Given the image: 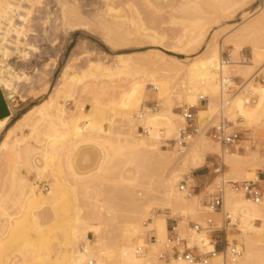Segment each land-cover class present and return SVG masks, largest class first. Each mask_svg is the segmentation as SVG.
<instances>
[{
  "label": "bare ground",
  "instance_id": "bare-ground-1",
  "mask_svg": "<svg viewBox=\"0 0 264 264\" xmlns=\"http://www.w3.org/2000/svg\"><path fill=\"white\" fill-rule=\"evenodd\" d=\"M103 1L105 7L101 10L105 12L103 14L97 12L98 17L95 16L99 25L117 30L125 35L135 34L136 38L141 37L142 33L148 34L147 31L151 29V26L148 27L141 23L144 25H138L139 28L136 26L137 28H133L134 30L131 29L130 23L129 27L125 21L119 22L122 19H119L117 11L120 10L112 7L111 4L114 0ZM128 1L124 0L123 2L126 5ZM142 1L145 3V8L150 9L149 12H157L162 8L161 4L165 3L163 2L165 0ZM169 1L171 0H168L167 6L171 7ZM188 1H177L181 3L172 5L171 9L174 11L182 9ZM223 1L231 2L235 6L236 3H243L245 0ZM55 4H57V8L52 9ZM55 4L51 10L45 11L47 3L44 0H0V101L6 107V113L0 116V133L4 132L0 138V159L2 156H6L8 159L12 158L6 167L5 159H1L3 161H1L0 171H3V175L6 176L5 174L11 168L12 170L8 171V175L11 172V176L7 175L8 178H11H5V181L8 184L12 182L16 187L12 198V205L15 208L13 212H9L0 202V264H92L94 261L95 264H143L149 259L150 251L153 253L152 251L159 249L166 237L167 217L164 210L166 208L174 210L179 205L193 201L197 196L195 194L193 198L185 199L178 195L181 191L176 190L174 185L177 172H191L203 166L206 163L207 149L210 153L217 154V143L211 142L205 136L202 139L207 141V145L201 141L194 143L198 136L183 151H177L174 148L173 151H170L160 147L159 127L164 129L165 138H171L176 135L178 127L182 123L178 112L171 108L172 99L170 100L171 97L169 98L167 92L170 88L171 75L166 73V70H169L168 66L173 62L164 58L162 53H156L159 60L164 61L158 66V70L147 71L139 79L133 77L126 83L116 84L120 87L118 91L115 90V84H112L111 81L120 79L122 73L130 72L131 55L129 52L116 53L113 63L89 59L86 68L79 71H74L71 69V64L66 63L62 70V79L56 85L54 95H46L43 102L40 100L33 104L12 121L19 109L27 103L26 96L23 97L20 94L19 83L22 80H29L23 87H21L22 84L20 87L22 90L25 88L32 93V90H35V85L32 83L33 79L30 78L31 74L39 71L40 75L44 77L47 72L46 68L49 62L46 60L42 63L41 71L38 69V64H40L38 61H40L42 53L41 43L38 41H43V25L48 21L51 11L58 10L63 22L66 21L72 25L82 22L81 20L84 19V11L74 0H56ZM262 6L261 8H264ZM109 11L112 13L108 14ZM150 16L153 19V14ZM158 19L154 18L149 23L153 24L156 20L157 22L154 23L165 25V21L167 22V19L161 21ZM183 25L182 29L185 31H177L174 36L177 46L188 44L196 37H204L207 23L193 20L192 26L191 24L188 26L186 22ZM186 25L192 27L188 28V33L186 32L187 28L185 29ZM51 27L55 30L54 23L51 24ZM142 30L146 32H142ZM184 38H188V40L184 42ZM237 41L231 37L226 39L213 37L207 44L204 53L185 66L190 76L185 99L192 105H198L199 118L203 119L207 115L213 114L217 105H215L216 102L213 103L215 100L211 101V99H214L215 96L217 99V95L221 91L219 76L222 74L230 81L231 78L227 76L228 69L236 67L234 73L241 75L243 82L238 85V90L235 93L228 96L223 95L225 97L222 102H224L227 117L234 120L233 122H240L244 130L253 135L258 129H264V46L254 47L252 57L248 60L230 58L232 61L222 63L223 44L233 48ZM52 42L54 43V40ZM85 52L84 50L83 54ZM232 54L235 56L236 52L233 50ZM57 64L56 60H52L49 65L52 67L50 69L54 71ZM254 67L256 69L251 74ZM161 69L163 71H160ZM255 72L262 74L261 81L255 80ZM76 81L81 85V91L90 93L86 104H82L81 99L72 97ZM148 82L155 86V91H151L147 87ZM248 90L255 94L254 102H249L243 95ZM34 93L35 91L33 95ZM199 94L209 96L212 103L196 104L199 102ZM66 97H72L74 100L72 102L82 110L85 129L95 126L100 128L101 133L92 136L89 131L78 129L79 127L75 125L74 115L67 111L66 100L63 99ZM179 97L181 99V96ZM144 100H155L156 104L161 107L158 109V107L141 105ZM162 100L164 103H160ZM162 104H165L167 110H162L164 106ZM117 115L126 125L125 127L113 128ZM136 123L146 127V132L138 133L135 130ZM81 145L83 146L81 147ZM122 147L124 148L123 152L134 154L147 161V170L143 175L149 177L148 184L158 183L162 212L159 211L157 215L152 214V219L146 223L142 210L127 211L123 214L125 218L121 220L122 224L120 222L118 225L119 231L112 235L107 221L115 216V212L103 202L101 198L103 190L101 189V192L99 188V191L97 190L94 195L85 190V193L88 194L84 201L89 203L96 201L98 209L93 214L87 212V215H84V208L78 202V200L80 201V198L78 199L80 196L77 197L79 191L77 192L74 186L77 184L76 181L82 184L90 174L78 177L72 163L69 162L68 168L71 171L74 169L72 173L76 183L67 184L60 178L58 159L60 156L71 158V155L73 156L75 152L82 149H84L83 157L85 158L88 157V154L85 153L87 148L88 150L89 148L96 149L99 154L95 165L97 169L91 174L102 176L109 173L114 167L111 164L112 154L120 153ZM88 150L87 152L93 151ZM173 153L178 156L175 158ZM93 156L95 155L93 154ZM39 157L40 164H38ZM221 157L224 167L237 177H239V169L243 168L245 164L254 166V164L258 165V162H264L257 154L246 157L245 154L238 151H223ZM16 167L20 170L17 174H15ZM130 171L118 174L117 178L121 185H123L122 182L138 177L137 167L135 171ZM9 185L8 187L11 186ZM143 190L145 196L149 194L147 188L144 187ZM131 191L132 199L138 204L142 203L144 195L135 193V189ZM224 202L230 209L237 210L241 214L240 235L244 243L242 247V244H238L235 238L230 237L232 233L228 234V238L234 239L238 247H241L238 259L228 264L264 262V235H262L264 233V198L255 202L241 191L228 190ZM225 211L230 218L228 225L236 226V217L233 216L232 211L226 209ZM43 219L44 221L48 220L47 224H45L46 222L42 223ZM1 220L3 221L1 222ZM257 221L258 225L255 224ZM151 229L156 236L155 242L150 241L149 234H147V231ZM85 234L95 235V241L91 243L90 240L85 239L83 243L77 244L75 240L77 236ZM193 239L199 243H206L204 242L205 234H198ZM12 250L19 251L23 255L22 260L11 261V255L15 253Z\"/></svg>",
  "mask_w": 264,
  "mask_h": 264
},
{
  "label": "rangeland",
  "instance_id": "rangeland-1",
  "mask_svg": "<svg viewBox=\"0 0 264 264\" xmlns=\"http://www.w3.org/2000/svg\"><path fill=\"white\" fill-rule=\"evenodd\" d=\"M74 1L80 6L81 10L84 11L83 12L84 19L81 20L82 22L72 25L69 22L66 21L63 22L62 16L58 10L55 12L51 11L48 21L45 23V25H43V33H44L43 41L42 42L38 41V43H41V47H42L40 48L42 50V53H41L40 61H38L40 63L38 64L39 66L38 69L41 71V68L43 67L42 63L45 60L48 61L50 64L48 63V66L46 68L47 72L46 74H44V77L40 75L41 72L39 71L35 72V74L34 73L31 74L30 78L33 79L32 83L33 85H35L34 86L35 90H32V93L31 91L25 90V88H23V90L21 88L26 83V81L29 80H22L19 83L18 89L21 92L19 93L23 95V97L26 96L25 98L27 99V103H26L27 105L25 104L19 109L16 115L12 118V121L17 117H19V115L22 112L27 110L33 104L38 103L40 100L41 102H43L45 100L43 98L46 95L49 94L54 95L56 85L58 84L59 80L62 79L61 77L63 73L62 70L66 63H70L71 69H74V71H79L80 69L82 70L86 68V64L88 63L89 59L104 61V63H113L114 60L116 59V53L129 52L131 55V59L129 61L130 72L122 73L120 74V79L117 78L116 80L111 81L112 84H115L114 85L115 90L118 91L120 87L116 84L126 83L129 80H131L133 77L139 79L142 77L141 75L144 72L158 70L159 68L158 66L161 64V62L164 61L161 59L159 60V57L157 56L156 53H162L164 55V58H167L168 60L173 62V64L168 66L169 70H166V73H170L171 75V78L169 80L170 88L167 90V92L169 98L171 97L170 100L172 99L173 105L171 104V108L174 109V107L187 102L185 99V94L187 92L186 89L188 86L187 84L190 76L185 66L189 64V62L200 57L204 53L205 49L207 48V44L213 37H216L217 39H221V38L226 39L231 37L232 39L238 40L236 46L233 47L234 49L230 46H225L223 44L221 58H225V55L229 54V60L231 61L232 59L230 58H233V60H240L241 58L248 60L252 57V50L254 49V47L264 46V16H262V14H264V8H261V6L264 5V0H245L243 3H236L235 6L231 2L226 3L223 0H191V1L189 0L188 3L182 9L175 11L171 9V7L172 5L174 6L176 4L181 3V2L179 3L177 2L180 0L177 1L171 0L172 2L169 1L170 2L169 6L171 5V7L167 6L168 0H165L163 1L165 3L161 4L162 8L159 9L158 11L156 10L157 12H151V11L149 12L150 9L147 10L145 8L146 7L145 3H143L142 0H132V1L129 0L128 2H126V5L125 2H123L124 0H114L113 1L114 4L113 3L111 4L112 7L119 8L118 10H120L117 11V13L119 14L118 15L119 19H122L119 20V22L125 21L126 25L130 23V26H132L131 29L137 27L139 28V26H143L144 24L145 26L147 25L148 27L151 26L150 27L151 29L148 28L149 29L147 31L148 34L142 33L141 37L139 38H136L135 34L125 35L117 30L107 29L97 23V19L95 17V16L98 17L97 12H100L102 14L105 12L104 10H101L105 7L103 0H74ZM44 2L47 3V8H45V11H49L51 10V7L55 4L56 0H44ZM126 7L129 8L127 9ZM56 8H57V4H55L52 9H56ZM112 12L109 11L108 14ZM120 14H121V18H120ZM149 14L150 15L153 14V19L152 16H150ZM171 17L174 19H172ZM154 18L155 19L159 18L160 20L158 19V21L167 19V22L165 21V25L167 23L166 26L169 28H167L164 24L159 25L157 23H154L157 22L156 20L153 22V24L151 23L152 24L151 25L149 22L151 19H152L151 21H153ZM193 20H200L201 22L207 23V28L205 29L204 37L203 38L196 37L195 39H192L188 44L182 43L183 44L182 46H177L176 45L177 43L174 38L175 34L177 33V31L184 30L182 29L184 28L182 27V25L183 24L185 25V22L188 24V26L189 24H191L192 26ZM53 23L55 24V30H53L51 27V24ZM125 23L123 24L125 25ZM171 23L173 24L171 25ZM188 26L186 25L185 27V29L187 28L186 30L187 33L188 30L192 28L191 26L190 27ZM142 32H146V31L142 30ZM188 38H184V42L188 40ZM52 40H54V43L52 42ZM84 50L86 51L85 54H83ZM233 50L236 52L235 56L234 54H232ZM50 58L52 60H56L58 63L54 68L55 70L53 69L54 71H52V69H50L52 67L49 66L51 65V61H52ZM235 68L233 66V68L228 69L229 75L226 73L227 76L231 78L230 84L232 86V89H237V87H239L238 85H241L243 82V77L241 75H235L234 73L236 71ZM255 69L256 67H254L250 73L252 74ZM160 71L163 70L161 69ZM255 80L261 81L262 74L261 75L259 73L255 74ZM149 82L147 87L150 88L151 91H155V86ZM74 85H75L73 91L74 96L72 97H77L78 99H81L82 104H86L88 102L90 93H85L84 91H81V85H79V82L77 81L74 82ZM34 91L35 93L33 95ZM231 93L232 91L225 93L223 95L228 96ZM251 94L255 96L254 93L251 92ZM179 96H181V99ZM225 96H223V98ZM72 97H66L63 99L66 100V107L68 113L74 115V118L76 119L75 125L79 127L78 129H80L81 131L82 130L87 132L89 131L90 135L92 136H94V134L101 133L99 127L93 126V128L85 129L86 127L84 122V116L82 115L83 114L82 110L80 109V107H76V105L73 103L74 100L72 99ZM219 100H220L219 95H217V99L216 96L214 99H211L213 103L214 102L217 103V104L215 103L217 107ZM147 101L155 102V100H144L141 102V105L151 106ZM19 102L17 103V105L19 104ZM160 103H164V100H162ZM196 104H200V103L198 102ZM162 106L165 108V104H162ZM160 107L161 105L158 106V109ZM163 107L162 110H167V108L164 109ZM196 107H198V105ZM227 118H229L228 120L230 121L231 128L239 132L238 139L232 145L222 147L218 142L208 138L211 142L214 141L215 143H217L218 151L217 154H212L209 152V149H207L208 154L206 155V163L203 166H209L210 172L207 176H204L200 182L192 177L191 173L194 170H192L191 172L189 171L177 172V177L174 184L176 190H178L177 186L180 183V181L183 179L186 180L188 186L200 185L201 190L199 191V194L194 198L193 201L179 205L174 210L170 208H166L164 210V213L167 218L181 217L184 222H181L180 224H185V226H186L185 217L192 220H201L206 214V211L204 210L205 208L203 207L205 196L207 195V192L211 190L214 184L219 180H224V181L238 180L239 182H242L244 180L255 179L257 180V184L262 189V192H264V162L261 163L258 162L259 164L258 163H257L258 165L254 164V166H250V164H245L243 168L239 169V174H238L239 177H237V175L235 176V174H231L228 171V169L224 167L223 159L221 157V153L223 151L224 152L238 151L239 153L245 154L246 157H252L257 154L259 155V158H262L261 160H264V129H258L252 135L249 134L248 131L244 130L243 125L240 124V122L237 121L233 122L234 120H232L229 116ZM139 125L141 124L136 123L135 130L138 133H143L137 129ZM125 126L126 125L119 118V115H117V117L115 118L113 128L120 129L121 127H125ZM3 133L4 132L0 133V138L3 136ZM203 137L204 136H199L198 138H196V140H194V143L196 141L198 142L201 141L202 143H205L207 145V141L202 139ZM82 146L83 145H81V147ZM121 149L122 151L120 153L112 154L111 164H113L114 167L110 170L109 173H106L107 175L103 174L102 176L101 175L93 176L91 174L97 169L95 168L96 167L95 165L97 163L99 154L96 149L94 150L93 148L92 149L89 148V150H93L92 153L87 148L85 153L88 154V157L85 158L83 157L84 149H82L79 150V152L77 151V153L75 152L73 156L71 155V158L68 156H60V158L58 159V165H59L58 169H59L60 178L63 179L64 182L66 181L67 184H73L75 182L73 177L74 174L72 173L74 169L78 177L80 176L83 177L90 174V176L86 178L84 182H82V184L85 186H83L79 181H76L77 184L76 186H74L75 189H77L76 191L77 192L79 191L77 197L80 196L78 197V199L80 198V201L78 200V202L84 208V215H87V212L93 214L98 209V204L96 203V201H91L90 203L88 201H84V199L86 198L85 197L86 194H88L87 192L85 193V190H88L89 193L93 195L97 193V190L99 191V188L100 191L101 189L103 190V192L101 191L103 193L101 196L103 202L107 207L111 208L115 212V216L107 221L108 228L111 229L112 235H115L119 231L118 225L121 222V220L125 218L123 214L127 211L142 210L143 214L145 215L144 220L146 221V223L152 219L151 217L152 214L157 215L159 214V211L162 212L161 201L159 200L160 191H159L158 183L152 182L148 184L149 177L143 175L144 173H146L147 170L146 169L147 161L143 160L138 156H135L134 154H128L123 152L124 150L123 147ZM166 149L170 151L172 150L170 148H166ZM87 150L89 152H87ZM93 154L95 156H93ZM173 155L175 156V158L178 156V154L176 153L175 154L173 153ZM208 155L209 156L212 155L213 157H207ZM1 159L6 160V161L4 160V163L5 162L7 163V164L5 163V167H6V165L7 166L9 165L8 162L12 158L8 159L6 156H2ZM1 159H0V166L2 165L1 161H3ZM212 161H216L218 163V166L220 167L219 172L213 173ZM69 162H71L73 165L74 169H72V171L70 168H68ZM40 163L41 161L39 157L38 164ZM11 165H13L12 162ZM136 167L138 168V172H137L138 177L136 179L129 180L127 182L126 181L122 182L123 185H121L119 179L117 178L118 174L123 171L125 173L127 170H131L130 172H133L136 170ZM7 168L9 169V167ZM15 169L17 170L15 174L19 173L20 170L17 167ZM9 170L12 169L10 168ZM8 171L7 174H5L6 176L9 174ZM3 174H4L3 171H0V202L2 203L3 206L7 208L9 212H13L15 208L14 205H12V198L16 191L15 190L16 187H14V184L12 182H11L12 184L9 182V184L11 185L10 186L8 183H6L7 181H5V178L7 179L8 176H11V172L10 175H8L7 177L4 176ZM10 178L11 177H9L8 179ZM2 184H4L5 186H3ZM6 184H8L11 188L8 187V185ZM45 187L47 188V185ZM144 187L147 188L149 191L148 192L149 194L146 196L144 195L145 193V191L143 190ZM132 189H135V193L138 192L139 195H144L143 202L139 203L141 206L132 199V191H131ZM228 190H232L236 192V190L230 188V182H226L225 200L227 198ZM178 195L185 199H191L194 196L193 195L191 197H185L182 192H179ZM262 198H264V196H262ZM224 207L226 210L230 212L232 211L231 213L233 214V216L236 217V224H237L236 226L227 225L226 228L227 234L232 233L230 237L235 238L238 244H242L243 247L244 245L243 238L240 235L241 214L237 210L234 211L230 209L227 203L225 202H224ZM219 214L220 213H211V216L213 217L214 220L219 221L221 219V214L220 215ZM46 218L48 219V217ZM2 221L3 220H1V222ZM47 222L48 220L44 221V219L42 221V223L45 224H47ZM120 224H122V222ZM255 224L258 225L259 224L258 221ZM147 234H149L148 231ZM262 235H264V233H262ZM205 237L207 240L208 236L205 235ZM85 239H88L90 240L91 243H93V241H95V235L85 234V235L77 236L75 240L77 241V244H81L85 241ZM59 240L61 241V237L59 238ZM206 240L204 242H206ZM160 248L155 251H152L153 253H151L150 251L151 255H148L149 259L143 264H147V262H149L148 264H155L156 260L154 254L158 252ZM12 252L15 251L12 250ZM12 254L14 255H11L12 257L11 261L19 262L20 260H22L23 255H21L19 251L18 252L16 251L15 253ZM94 262L92 264H95ZM261 263L264 264V262H260V263L258 262V264Z\"/></svg>",
  "mask_w": 264,
  "mask_h": 264
},
{
  "label": "built area",
  "instance_id": "built-area-1",
  "mask_svg": "<svg viewBox=\"0 0 264 264\" xmlns=\"http://www.w3.org/2000/svg\"><path fill=\"white\" fill-rule=\"evenodd\" d=\"M221 59L222 63L229 62V54H226L225 58ZM227 79L220 74V100L213 114L201 119L198 116L196 105L187 102L174 107V110L178 112L182 119V123L178 127L176 135L172 138H165L163 129L159 127L160 147L183 151L198 136H206L218 142L222 147L230 146L238 139L239 132L231 128L230 121L224 110V102H222L224 93L232 91L233 94L238 88L232 89L230 81ZM251 92L248 90L243 95L247 97L249 102H254L255 96ZM198 100L200 104H207L209 97L199 94ZM147 102L154 108L158 107L154 101ZM137 129L141 132H146V127L142 125H139ZM207 157L213 156L208 155ZM212 167L213 173L220 171L216 161H212ZM226 182H230L231 189L243 191L245 195L255 202L264 196L262 194L264 192H262L256 180H244L242 182L238 180L217 181L205 196L203 207L206 214L201 220H192L185 217V226V224H180L184 222L181 217L167 218L166 237L161 249L154 254L155 264H228L238 259L241 254V247H238L234 239L228 238L226 229L230 221L229 215L224 208ZM177 187L185 197L198 195L201 190V186H188L185 179L181 180ZM211 213H220L221 219L219 221L214 220ZM148 233L149 240L155 242L156 236L153 230H148ZM198 234L208 236L206 243H199L193 239Z\"/></svg>",
  "mask_w": 264,
  "mask_h": 264
},
{
  "label": "crops",
  "instance_id": "crops-1",
  "mask_svg": "<svg viewBox=\"0 0 264 264\" xmlns=\"http://www.w3.org/2000/svg\"><path fill=\"white\" fill-rule=\"evenodd\" d=\"M209 172H210L209 167L207 168V166H204V167L198 168L195 171H193L191 175L195 179H197V181L200 182L204 176H207L209 174ZM197 186H200V185H197Z\"/></svg>",
  "mask_w": 264,
  "mask_h": 264
},
{
  "label": "water",
  "instance_id": "water-1",
  "mask_svg": "<svg viewBox=\"0 0 264 264\" xmlns=\"http://www.w3.org/2000/svg\"><path fill=\"white\" fill-rule=\"evenodd\" d=\"M6 113V107L3 102L0 101V116Z\"/></svg>",
  "mask_w": 264,
  "mask_h": 264
}]
</instances>
